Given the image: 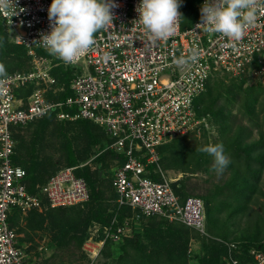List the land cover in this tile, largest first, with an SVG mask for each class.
Instances as JSON below:
<instances>
[{"label": "built area", "instance_id": "built-area-1", "mask_svg": "<svg viewBox=\"0 0 264 264\" xmlns=\"http://www.w3.org/2000/svg\"><path fill=\"white\" fill-rule=\"evenodd\" d=\"M115 2L118 6L112 9L113 25L95 34V44L75 63L76 71L68 86L73 94L59 101L46 98L49 91L66 89L57 85L51 73L54 58L58 57L37 52L46 50L39 40L51 31L48 9L52 0H15L14 10L0 13L12 41L24 45L32 57L30 71L0 76V264H31L9 221L13 209L42 212L49 206L81 205L90 199L88 182L76 174L75 166L61 168L40 187V194H32L24 182L26 170L13 163L12 127L25 126L62 107L76 112L62 110L59 119L92 120L113 139L111 148L125 156V162L115 168L113 187L118 208L127 206L134 216L123 221L115 216L102 227L95 224L83 247L91 264L107 240L130 236L132 220L142 216L179 221L208 234L203 199L191 195L182 201L172 186L178 178L169 177L159 164L157 148L177 136L197 131L206 121L198 117L194 102L206 90L212 71L250 73L264 80V14H258L255 26L238 43L218 33H208L203 27L196 28L201 17L182 28L181 16L174 36L151 43L138 20L136 9L141 0ZM203 3L201 0L199 5ZM192 49L198 51V60L178 67L174 60L187 57ZM30 84L35 85V90L28 97L17 95L19 89ZM149 164L155 165L160 180L145 175ZM219 240L228 248L230 264H240L234 255L239 243ZM250 254V264H264V250L253 248Z\"/></svg>", "mask_w": 264, "mask_h": 264}, {"label": "trees", "instance_id": "trees-1", "mask_svg": "<svg viewBox=\"0 0 264 264\" xmlns=\"http://www.w3.org/2000/svg\"><path fill=\"white\" fill-rule=\"evenodd\" d=\"M190 3L201 14L200 2ZM180 12L182 28L193 25L201 16L187 20L185 8ZM37 52L54 58L46 50L38 49ZM31 60L32 57L28 54L27 48L12 41L8 28L0 16V65L5 68L4 75L15 71H30ZM54 62L51 73L56 77L57 85L65 86L66 89L58 93L49 91L46 98L59 101L73 94L68 86L76 70L64 69L60 59L54 58ZM249 77L254 76L250 73L232 75L226 71H216L208 79L206 90L198 96L200 99H195L198 117L206 119L205 125L201 126L203 134L208 136L207 134L214 129L217 130L218 135L220 134L219 139L202 144L196 138L198 135L195 132V142L190 141V136L183 135L157 148L159 164L162 168L167 172L174 170L183 174L181 178L173 182L172 186L176 194L184 201L197 189L191 180L200 172L210 173V169L214 167V157L199 149L209 144L223 145L224 154L230 161L226 167L230 173L229 178L224 184L216 185V189L207 194H195L205 203L208 234H202L182 222H171L164 217L135 218L132 220L133 231L130 236L119 241L109 239L105 243L103 250L105 249L108 257H112L113 249L119 253L114 258L113 264H230L228 248L219 239L239 243L234 255L240 264L252 262L251 249L264 250L262 242L264 229L256 237H248L249 234H246L240 238L230 239L220 233L226 229L224 226L217 227V217L211 212L212 206L218 203L220 211H225L226 219L230 222L238 212L250 207L258 194L264 197V189L260 186L264 175V83L260 78L261 81L245 86ZM34 90L35 85L30 84L19 89L17 95L26 98ZM233 105L237 106L238 112L233 109ZM62 110L76 112V109L56 108L25 126L12 127L15 140L13 163L26 170L24 182L32 194H40V187L45 185L61 168L77 167L76 174L84 177L88 182L89 201L67 207L51 208L49 206L42 212L32 209L28 214L32 217L28 219L27 225L30 228H36L35 213L43 215L41 223L47 222L52 234V247L60 249L75 243L78 249H82L89 238V228L93 224H99L102 227L109 224L115 216L119 221H123L127 217L132 218L134 212L127 206L118 208L117 194L113 187L114 174L111 169L125 162L124 154L111 148L113 139L104 127L87 119H59L58 113ZM244 119L247 121H243ZM73 127H77L79 131L77 136L71 139L67 130ZM24 129L25 131L28 129L29 135L18 132L19 130L22 133ZM254 130H257L258 137H252ZM52 134L58 140V148H55L54 153L49 154L47 150L53 146H49L47 139ZM143 160L145 161V158ZM111 161H116L117 164L108 171L110 175L111 173L113 175L109 178L108 186L105 187L104 182L107 177L104 169ZM92 164L95 165L94 168L91 167ZM240 167H246V169L242 171ZM154 169L155 165L149 164L145 175L154 180H160L161 176ZM238 185L247 199L242 206L233 204L228 196V190H234ZM107 191L110 192L109 198L106 195ZM43 202L48 204L45 198ZM263 208L264 204L262 210ZM21 215H23L22 211L18 208L11 211L9 221L12 226L20 225ZM41 253L38 252V254ZM83 254L86 255L85 252ZM54 257L55 255L43 258V262L38 264H53ZM30 260L31 264H37L36 259ZM59 264L71 263L61 260Z\"/></svg>", "mask_w": 264, "mask_h": 264}, {"label": "clouds", "instance_id": "clouds-1", "mask_svg": "<svg viewBox=\"0 0 264 264\" xmlns=\"http://www.w3.org/2000/svg\"><path fill=\"white\" fill-rule=\"evenodd\" d=\"M115 0H52L48 9L51 31L39 40L52 55L66 64H75L95 44V34L113 25ZM181 0H141L136 11L148 34L149 42L167 41L179 26ZM17 7L15 0H0V13ZM17 14V12H15ZM14 14V15H15ZM258 14H264V0H204L201 23L196 28L218 33L233 43L243 40L249 28L254 27ZM199 58L196 49L187 57L174 60L178 67ZM5 68L0 65V76ZM214 157V167L222 174L230 163L222 144H209L199 149Z\"/></svg>", "mask_w": 264, "mask_h": 264}, {"label": "rangeland", "instance_id": "rangeland-1", "mask_svg": "<svg viewBox=\"0 0 264 264\" xmlns=\"http://www.w3.org/2000/svg\"><path fill=\"white\" fill-rule=\"evenodd\" d=\"M192 1L201 2V0H199V1L198 0H183L181 2L180 10L185 8V17L187 18V20L196 19L199 15H201L199 12H197V10L194 9V7H192L193 5L190 3ZM51 56H53V55L51 54ZM53 63H54V61H53ZM62 66L64 69L71 70V71H74L76 68L75 64H72V65L62 64ZM220 71H225V70H220ZM215 72L216 71H212L211 76ZM261 80L264 83V80L262 78H261ZM261 80H260V77L258 78L256 76L253 78L249 77L245 86L249 85L250 83H255V82H258ZM196 99L199 100L200 97H197ZM232 107L235 111L238 112L236 105H233ZM240 118L242 119V117H240ZM240 118H239V120H240ZM243 121L246 122L247 120L244 119ZM203 124L205 125V123L203 122L197 131L187 133V134H185V136H190L189 137L190 141L195 142L194 140H196V139L194 136H196V135H194V133L197 132L198 136L196 138H198V141L201 142L202 144H204L207 141L212 142L214 140L219 139L220 134L218 135L217 130H214V129L207 134L208 136H205L203 134V128L201 129V126ZM27 130L28 129H26V131H25V129H24V131L22 133H21V131L18 130V132L20 134L29 135V131H27ZM67 131H68L67 132L68 136L71 139H74L75 138L74 136H77L79 129L77 127H73V128H71V130L68 129ZM181 136H183V135H181ZM252 137H258L257 130H254ZM47 141H48L47 143L49 144L50 147L53 146L51 149L48 148L47 152L49 154H52L55 152V148H58V143H57L58 140L52 134V135H49ZM244 161L245 160L243 159V162ZM110 163H112V165H110ZM110 163L104 169V173L106 174L105 176L107 177L105 179V182H104L106 185L105 187L108 186L109 178H111V175L114 174V168L113 167H115V165L117 164L116 161H111ZM94 166L95 165L92 164L91 167L94 168ZM111 168H113V169H111ZM110 169H111V172H113V174L111 173V175L108 172ZM245 169H246V167H240V170H242V171ZM169 175H172V173L169 172ZM229 175H230V173H229L227 168L224 169L222 174H218L217 171L215 170V167L211 168L210 173H208V174H204V172H200L196 177H194L191 180V183L193 185H195V187L197 188L195 191L193 190L194 191L193 195H195V194L201 195V194H207L208 192H211L212 190L216 189V185L224 184L227 181V179L229 178ZM260 186L262 187V189H264V175H263V180H262ZM239 187H240V185L236 186L234 190H231V191L228 190V196L231 198L233 204L238 205V206H242L243 202L244 201L246 202L247 199L243 195L244 191ZM106 195L109 198L110 192L107 191ZM257 197L250 204V207L245 209V211L238 212L233 217V220H231L230 222L227 221V219H226L225 211H220V205H218V203H217V205L212 206L211 212L217 217V221H216L217 227L220 228L221 226H224V228L226 229V231L224 230V232H220V233L225 234L224 235L225 237L232 239V238L243 237L246 234H249L248 237H256L258 233L263 231V229H264V208L262 210V205L264 204V197L260 194H258ZM22 214L23 215H21V217L19 219L20 225L15 226V227L17 228V232L19 234L23 233V235H21L22 239L24 238V239H29L30 241H32V246L27 247V253H28L30 259H34V260L36 259L37 264H38V263L43 262V260H42L43 258H49L50 256L55 255V257L53 258V262H52L53 264H59V262L61 260L69 261L71 264H91V262L89 260L91 258L86 257V255L84 256L83 248L78 249V247L76 246L75 243H71L70 245L64 246L60 249H57V248L55 249V247L51 246L52 234L50 233V231L48 229L47 222L44 221L43 223H41L43 215H38L37 213H35V215H34L35 219L34 220H36V222H37L35 224L36 228H30V227H28L27 222H28V219H30L32 217L31 214L28 215L29 212H27V213L22 212ZM94 228H95V224H93L89 228V232H90L89 234L90 235L92 232H94ZM40 242H45L46 245L50 244V246L47 247L48 250L41 253L42 255L38 254V252L36 251L37 247H35L38 244H40ZM83 247H84V245H83ZM118 254L119 253L117 252V250L113 249L112 257H108V254L105 253V249H104L93 264H113L114 258H116L118 256Z\"/></svg>", "mask_w": 264, "mask_h": 264}, {"label": "crops", "instance_id": "crops-1", "mask_svg": "<svg viewBox=\"0 0 264 264\" xmlns=\"http://www.w3.org/2000/svg\"><path fill=\"white\" fill-rule=\"evenodd\" d=\"M32 61V60H31ZM116 168V167H115ZM115 168H114V172H115ZM169 172L170 173H172V175H169ZM168 175H169V177H171V178H181L182 177V173H180V172H177V171H174V170H171V171H168ZM19 234V233H18ZM21 235H23V233H20L19 234V237H18V243H19V245L20 246H22V247H24V248H26V250H27V247H31L32 246V241H30L29 239H22L21 238ZM35 247H37L35 250L37 251V252H44V251H47L48 250V245H46L45 244V242H40V244H38L37 246H35Z\"/></svg>", "mask_w": 264, "mask_h": 264}]
</instances>
